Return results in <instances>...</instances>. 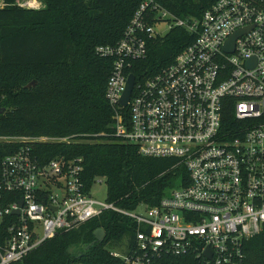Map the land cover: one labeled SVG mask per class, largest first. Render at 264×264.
Returning <instances> with one entry per match:
<instances>
[{
  "label": "built area",
  "instance_id": "2783aa9c",
  "mask_svg": "<svg viewBox=\"0 0 264 264\" xmlns=\"http://www.w3.org/2000/svg\"><path fill=\"white\" fill-rule=\"evenodd\" d=\"M159 24L167 29L156 32ZM175 27L193 38L169 64L136 77L132 70L147 57L148 41ZM95 50L112 59L104 93L111 136L142 155L177 159L187 181L156 205L125 210L91 197L81 157L41 161L34 144L60 138L0 133V264L22 261L46 239L106 210L134 223L133 243L110 252L122 264H160L166 255L244 264L245 244L264 232V0H213L186 19L142 0L116 44ZM228 109L234 124L225 121Z\"/></svg>",
  "mask_w": 264,
  "mask_h": 264
},
{
  "label": "trees",
  "instance_id": "16d2710c",
  "mask_svg": "<svg viewBox=\"0 0 264 264\" xmlns=\"http://www.w3.org/2000/svg\"><path fill=\"white\" fill-rule=\"evenodd\" d=\"M0 133L66 138L34 144L42 162L82 158L89 191L95 178L106 200L125 210L156 205L187 181L185 167L171 157L142 155L111 136L105 100L112 59L96 47L115 45L142 0H41L39 9L0 0ZM179 18L199 17L213 0H156ZM193 36L175 27L148 41L147 57L132 71L151 75L169 64ZM34 81L30 87L28 83ZM226 122L234 124L232 110ZM102 228L97 240L94 231ZM134 223L106 210L79 227L46 239L14 264H122L110 252L133 243ZM264 232L245 244L244 264H264ZM160 264H203L193 255L164 256Z\"/></svg>",
  "mask_w": 264,
  "mask_h": 264
},
{
  "label": "rangeland",
  "instance_id": "374dc122",
  "mask_svg": "<svg viewBox=\"0 0 264 264\" xmlns=\"http://www.w3.org/2000/svg\"><path fill=\"white\" fill-rule=\"evenodd\" d=\"M164 29H167V26L163 25V24H159V25L154 26V30L156 32H158L160 30H164ZM89 192H90V195L92 198L99 200V201H105L106 200V186H105L104 180L102 178H98V177L95 178ZM143 207H144L143 205H140L136 208L135 211H143ZM115 250L122 253V252H124V247L121 245V246L115 248Z\"/></svg>",
  "mask_w": 264,
  "mask_h": 264
},
{
  "label": "water",
  "instance_id": "95a60500",
  "mask_svg": "<svg viewBox=\"0 0 264 264\" xmlns=\"http://www.w3.org/2000/svg\"><path fill=\"white\" fill-rule=\"evenodd\" d=\"M233 40H234V36H232L229 40H227L226 45H225V49L227 50H231L232 49V44H233ZM134 81V76L131 74L129 75L128 79H127V83H126V88L125 91L120 99L121 103L124 105L126 104L131 88H132V84ZM34 84V81H32L31 83H28L26 85V87H30L31 85ZM17 211V210H16ZM15 211V212H16ZM94 235L96 237L97 240H101L104 236V231L102 228H98L94 231ZM207 258H210V252L207 250L204 254Z\"/></svg>",
  "mask_w": 264,
  "mask_h": 264
}]
</instances>
